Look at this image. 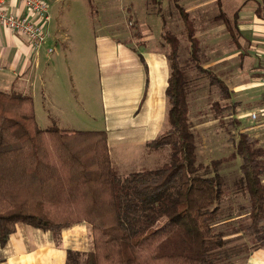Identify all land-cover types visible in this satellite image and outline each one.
<instances>
[{
	"label": "trees",
	"instance_id": "1",
	"mask_svg": "<svg viewBox=\"0 0 264 264\" xmlns=\"http://www.w3.org/2000/svg\"><path fill=\"white\" fill-rule=\"evenodd\" d=\"M179 12L190 62L219 88L222 100H230L226 82L201 63L193 19L183 8ZM165 39L171 68L165 92L168 129L150 145L168 146L170 159L124 180L112 165L106 131H67L56 123L41 128L31 95L0 89L1 246L19 224L60 232L83 222L91 225L94 247L86 254L69 249L66 264H225L243 252L235 247L246 244L239 241L247 234L251 243L264 245V146L240 129L236 102L222 106L218 101L217 111H231L234 150L209 164L199 162L187 72L179 64L180 39L172 33ZM238 158L237 189L247 200L238 207L246 218L237 221L230 211L221 213L226 177L220 169ZM240 222L245 230L239 233L217 228ZM230 235L238 236L226 239Z\"/></svg>",
	"mask_w": 264,
	"mask_h": 264
},
{
	"label": "crops",
	"instance_id": "2",
	"mask_svg": "<svg viewBox=\"0 0 264 264\" xmlns=\"http://www.w3.org/2000/svg\"><path fill=\"white\" fill-rule=\"evenodd\" d=\"M45 1L51 20L47 42L41 49L36 50L26 36L0 25V89L31 95L34 102L39 94L44 124H40L36 106L35 111L41 128L56 123L62 130H80L75 124L84 122L80 116L88 110L83 103L75 105L72 94L79 102L81 96L76 94L80 87L71 61L86 89L87 69L93 61L98 72H102L100 103L115 169L125 170L132 163H145L139 164L138 169H149L146 162L154 163L155 155L147 154L148 147L168 129L165 92L171 68L170 45L165 35L178 36L182 50L181 37L187 33L180 8L194 21L203 67L212 69L226 82L232 93L230 100L237 103V117H249L264 104V0ZM163 4L164 12L162 8L151 9ZM6 9L19 16L28 15L22 0H9ZM90 19L98 20L99 28L92 29L83 22ZM114 20L121 21L124 27L112 28ZM63 91L67 93L65 103L61 102ZM250 126L253 124L246 128ZM72 226L74 233L64 229L57 242H49L48 237L42 241L43 235L36 231L40 229L17 225L8 243L0 244V264H66L67 251L73 249L68 238L72 235L80 240L85 227L91 228L87 222ZM248 248V252L233 255L224 263L264 264V245L251 243Z\"/></svg>",
	"mask_w": 264,
	"mask_h": 264
},
{
	"label": "rangeland",
	"instance_id": "3",
	"mask_svg": "<svg viewBox=\"0 0 264 264\" xmlns=\"http://www.w3.org/2000/svg\"><path fill=\"white\" fill-rule=\"evenodd\" d=\"M162 8L164 12V4L160 7L159 5H153L151 6L152 10H156ZM89 10L86 8V12ZM96 11V10H91ZM51 12V9H50ZM86 24H89L92 29H97L99 21L98 20H88L83 21ZM160 23V21H158ZM112 28H123V23L121 21H113ZM182 50H180L179 54V64L181 68L185 69L187 72L188 82H189V91H190V118L193 124V129L197 137V145H198V159L199 162L204 164H209L212 160L228 156L232 153L234 150V144L233 139L237 138V131L236 129L230 125V120L232 119V116L230 115L231 111L226 110L223 113H220L215 109L213 106L214 103L220 102L222 106H224L226 103H234V101L229 100H222L220 90L216 86H211L208 76H205L201 74L197 69H195L194 65L190 62L189 56H190V47L189 43L186 41V35H182ZM181 42V40H180ZM71 68H73L74 71V78L76 80V83L79 84L80 90L77 94L78 96H81V101L79 102L77 99H75V94H72L71 91V85H69V94L74 97L75 105H80L83 103V105L87 108L88 113L84 112L83 116H80L83 123L75 124L80 130H104L105 122L104 117L102 115V107H101V87L99 86V80L101 75V70L99 69V72L96 68V65H94L93 61L90 62V65L88 66V82H87V89L82 87V77L78 73L77 66L74 62L71 61ZM102 76H104L102 74ZM29 92V91H28ZM61 96H64V99L61 100L62 103H65V97L67 96L66 91H63ZM264 97V95H263ZM72 102V100L70 99ZM42 100L39 99V94L37 95V99L34 102V105L36 106V111L38 114V118L40 121V124L43 123V117L40 109L42 107ZM264 104L261 108L255 110V112L260 111L263 109ZM244 108V107H243ZM83 109L81 107H78V110ZM246 110H252L254 109L251 107L244 108ZM237 110V109H236ZM254 112V111H253ZM252 112V113H253ZM249 114V117H245L242 120V124L240 129L247 130V132L257 138L262 146H264V116L260 115L257 119L253 120L251 118V114ZM92 114H95L94 116L97 117V119H94ZM237 117V115H236ZM46 118L48 116L46 115ZM222 119V120H221ZM240 120V119H239ZM240 120V121H241ZM253 124V126H250L246 128L247 125ZM167 126V123L165 124V127ZM148 147V146H147ZM152 153V155H155V161L153 163L148 161L146 162L147 166H149V169L158 168L164 163L168 162L170 159V149L167 146H160L157 148H149L147 154ZM156 154L160 155V157L156 156ZM141 161H146V159H143ZM241 158H238L237 160L224 164L223 167L220 169V173L223 174L226 178V198L221 203V213L222 215L228 214L229 211L234 216H237L238 220H244L245 214L244 212L240 211L238 208L239 205L246 203V195L245 193H241L237 189V183L241 176L240 172V165H241ZM140 163H132L129 164L125 170L122 169L118 170V174L121 179L124 180V178L129 174V172H132L133 170H139L138 165ZM141 163L139 166H143ZM237 208V209H236ZM234 210L231 212V210ZM236 210V211H235ZM75 226V225H74ZM84 234L80 236V240L77 239V236H70L68 238V241L70 242V246L73 249H79L83 253H87L88 251L92 250L94 247L93 244V236H92V229L89 228V226L85 227ZM218 230L223 231H231L239 233L241 231L245 230V224L244 222H240L238 225H218ZM38 231L39 235L42 236V241L48 237V241H58L61 237V231L60 232H51V231H43V230H36ZM67 232H73L74 233V227H70L65 229ZM239 242H246V244H239L236 245L237 249H241L242 251L250 250V248H247L249 245H251V237L249 234ZM254 243V242H253ZM80 246V247H77Z\"/></svg>",
	"mask_w": 264,
	"mask_h": 264
},
{
	"label": "built area",
	"instance_id": "4",
	"mask_svg": "<svg viewBox=\"0 0 264 264\" xmlns=\"http://www.w3.org/2000/svg\"><path fill=\"white\" fill-rule=\"evenodd\" d=\"M8 1L0 0V25L26 36L36 50L41 49L47 42V26L51 20L48 3L45 0H22L28 15L19 16L6 9ZM49 51L52 52L53 49H49ZM261 83L264 91V60L262 62ZM260 115L264 116V107L258 112L254 111L251 118L255 120Z\"/></svg>",
	"mask_w": 264,
	"mask_h": 264
}]
</instances>
